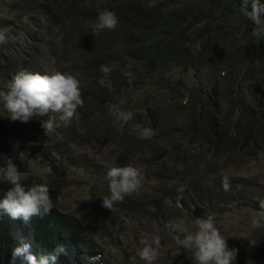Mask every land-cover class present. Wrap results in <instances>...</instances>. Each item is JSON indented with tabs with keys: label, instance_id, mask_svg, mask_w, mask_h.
Instances as JSON below:
<instances>
[{
	"label": "trees",
	"instance_id": "1",
	"mask_svg": "<svg viewBox=\"0 0 264 264\" xmlns=\"http://www.w3.org/2000/svg\"><path fill=\"white\" fill-rule=\"evenodd\" d=\"M51 2L59 18L55 14L51 18L34 1L18 4L17 21H22L24 31L15 28L8 35L22 34L31 44L10 40L0 45V58L4 60L0 66V89L7 88L21 70L42 75L57 71L78 74L85 92L84 106L77 109L70 123H61L51 133H45L44 127L50 117L58 119L54 113L35 116L27 123L7 119L14 131L21 129V134L38 131L41 141L13 149L0 144V167L10 162L22 165L15 162L22 153L39 162L47 169L44 183L49 185L55 206L49 215L33 217L28 223L13 220L0 211V264H10L12 250L22 244L45 254L63 245L65 251L55 264H92L97 234L84 224L89 215L94 221L113 224L117 218L144 211L142 204L129 201L128 196L121 203L114 202L113 210L102 207L103 198L110 195L106 178L109 168L105 159L102 161L106 166L93 162L95 159L79 150L86 139L93 140L100 128L105 132L114 127V134L119 132L121 143L126 145L121 151L128 150L133 156L126 158V163L109 159L110 168L143 162L184 172L202 168L206 174L223 169L221 163H234L250 142L264 146V38L251 34L253 25L241 12L239 0H110L106 8L95 9L91 21L108 9L116 13L118 27L96 33L91 30L92 23L83 27L84 10L80 15L79 1L76 5L72 0ZM260 2L264 4V0ZM31 53H44L43 59L37 60ZM113 63L118 66L109 76L112 88L102 87L101 65ZM177 69L192 73L190 84L172 80ZM125 71L135 77L131 83L123 75ZM112 105L132 112L133 119L121 126L108 114ZM136 123L151 127L156 135L149 140L138 138L130 131ZM3 125L0 120V130ZM90 126L91 130L84 129ZM71 170L86 175L96 170L91 175L105 181L107 189L95 181L83 194L80 207L61 210L58 202L68 187L66 178ZM198 176L194 174L189 180L195 181ZM33 181L36 178L22 180V185L27 190ZM247 186L254 192L259 190L248 202L242 190L228 196L219 194L205 181H198V186L190 183L189 196L184 197L182 204L191 214L200 212L203 206L213 209L237 200L251 210L264 211L255 201L262 197L264 187L260 189L256 182ZM8 190L6 182L0 180V200ZM161 212L162 207L157 208L150 216L157 220L162 217ZM166 214L173 218L168 210ZM104 235L103 240L117 238V232ZM25 257L18 258L17 264H28Z\"/></svg>",
	"mask_w": 264,
	"mask_h": 264
},
{
	"label": "rangeland",
	"instance_id": "2",
	"mask_svg": "<svg viewBox=\"0 0 264 264\" xmlns=\"http://www.w3.org/2000/svg\"><path fill=\"white\" fill-rule=\"evenodd\" d=\"M22 1H34L42 5L47 11L46 14L51 18H55L54 6L52 0H0V31H5L7 34L13 29L17 28L19 31H24V25L22 21H17L19 12V3ZM60 1V0H53ZM80 5L79 14L84 10L83 27L86 28L92 23L91 19H94V12L96 8L105 7L110 0H72ZM65 13V8H60ZM12 22V26L10 25ZM50 26V22L48 23ZM3 26V27H1ZM46 37V35H44ZM40 38V37H39ZM264 38V36H261ZM24 45L30 46V42L26 41L22 36ZM263 41V40H262ZM21 44V43H19ZM18 47L21 45H17ZM16 46V47H17ZM17 47V50L19 51ZM9 55V52L4 51ZM31 56L37 60L43 59L44 53H31ZM4 60L0 58V66H2ZM221 69V65L219 66ZM224 73L221 70L220 75ZM172 80H181L191 83L192 73L190 71H182L177 69L172 74ZM82 88V87H81ZM7 91V88L3 87L0 92ZM82 88V94H84ZM139 93V92H138ZM164 95H162V99ZM234 115L232 116V118ZM9 113L3 107L2 98H0V120L4 123L3 129L0 130V144L4 143L9 148L13 149L20 146L23 143L39 144L41 141L38 131L33 130L30 132L22 133L21 129L14 131L11 126L8 125ZM89 126V125H88ZM116 126V125H115ZM84 128L85 130L90 129ZM83 130V134H85ZM112 131V132H111ZM113 130L100 128L98 134L94 136L93 140L86 139L84 145L79 147L80 152L85 153L88 158H93V162H100L103 165L109 167V159H120L122 162L126 161V158H132L133 156L128 150H122V146H126L121 143L119 139V132L114 134ZM18 136V138L15 136ZM21 137V140L19 139ZM86 146V147H85ZM249 147L243 148L240 152V156L237 160H233L234 163H221L223 169L207 171L205 174L202 168L198 171H179L174 168L170 170V167L166 169L157 166L149 165V163H134L138 167L143 175V186L138 194L134 193L129 197V201L134 200L143 205L141 212L130 214L128 217L122 218H107L115 220L113 224L110 221L97 220L94 221L89 215V219H86L85 226L97 234L95 236V243L97 248L95 249V255L92 257V264H146L145 261L140 260L137 255V250L142 247L139 243L140 237L147 234L149 238L153 234H159L161 236V255L154 264H196L194 256L191 251H188L181 246L177 245L169 234V229L166 228V224L169 221L178 220L183 218L185 221V228L188 231H195L194 221L197 218H204L209 214L215 216L217 227L221 230L222 234L227 238L228 246L236 247L239 249L236 264H264V217H262V211H254L249 207L243 205L244 203L237 200L234 203H228L227 205H217L213 209L202 207L200 212L191 214L184 208L182 201L184 197L189 196L187 187L190 183H194L198 186V181H205L206 184L213 187L219 194L228 196L242 190L247 196L246 202L249 197L257 195L258 191L248 189L247 184L256 182L260 186V189L264 187V146L260 143H249ZM117 153L119 155H117ZM105 159V164L102 160ZM16 163L20 162L22 165L17 169H21V180H31L32 177L36 178L33 183H44L45 174L47 169L43 167L36 160L27 158V154L22 153L17 155ZM126 163V162H125ZM128 163V162H127ZM15 164V163H13ZM105 165V166H106ZM96 170H91L90 174L86 175L81 171H72L67 174L68 187L61 193L60 201L61 210L71 211L75 209V205L81 206L83 194L87 189L92 186L94 182H98L103 189H107L105 181L99 179L91 174H94ZM174 174V175H173ZM199 174L195 181H190L189 178ZM92 176V178L90 177ZM184 176H186L184 178ZM224 176L230 177L233 182L230 190L225 191L222 186V180ZM10 188V184H8ZM231 184V183H230ZM184 186L182 193L177 191L179 186ZM30 186V185H29ZM262 197L255 199L257 203L260 200H264V190ZM182 195V197H180ZM129 201L126 203L128 204ZM162 207V212L159 219L151 217L157 208ZM173 215V218L166 214V211ZM111 216V215H109ZM257 219L260 223V227H255L252 223L253 219ZM129 219H132L130 222ZM115 234L117 232V238L114 240H103L101 237L105 236L104 233ZM99 257V258H97Z\"/></svg>",
	"mask_w": 264,
	"mask_h": 264
},
{
	"label": "clouds",
	"instance_id": "3",
	"mask_svg": "<svg viewBox=\"0 0 264 264\" xmlns=\"http://www.w3.org/2000/svg\"><path fill=\"white\" fill-rule=\"evenodd\" d=\"M239 7L253 25L251 34L254 37L264 36V4L260 0H239ZM118 23L116 13L104 9L91 24V30L93 33L114 31ZM10 40L22 44V34L10 37L5 31H0V45H5ZM117 66L115 63L101 65L102 78L99 83L102 87L112 88L109 76ZM123 75L128 78L129 83L135 79L131 71H125ZM0 98L11 121L27 123L35 116L57 114L58 119L50 117L46 122L45 133L53 132L61 123L65 125L70 123L77 109L84 106L78 74L59 71L43 75L27 70L18 71L9 82L7 91L0 92ZM108 114L114 116L121 126L127 125L133 119L132 112L122 110L117 105H112L108 109ZM130 131L143 140H149L156 135L151 127L142 126L140 123L134 124ZM21 176L22 173L12 162L0 167V180L10 184L5 198L0 200V211L13 220L22 219L25 223L30 222L33 217L43 218L49 215L55 206L50 197L49 185L33 183L26 190L22 185ZM106 178L109 181L110 195L103 198L102 207L110 210L114 209V202L121 203L125 197L138 194L143 186L140 169L131 163L122 167H111L106 173ZM222 186L225 191L230 190V177H223ZM177 191L182 193L184 186H179ZM259 207L264 210V200L259 201ZM252 223L255 227L261 226L255 218ZM194 224L195 231H188L184 219L180 218L169 221L165 227L169 229V234L177 245L192 252L196 264H236L239 249L228 246L227 238L217 227L214 215L197 218ZM161 239L159 234H153L151 238L147 234L142 235L139 240L142 247L137 250L140 260L146 264H154L161 255ZM64 251L63 245H57L54 250L45 254L38 249H30L29 244H22L12 250L10 264H17V259L24 256L28 264H55L58 256Z\"/></svg>",
	"mask_w": 264,
	"mask_h": 264
}]
</instances>
